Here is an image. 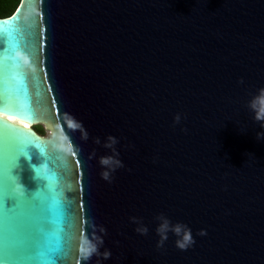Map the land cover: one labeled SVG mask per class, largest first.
Segmentation results:
<instances>
[{"label":"water","instance_id":"obj_1","mask_svg":"<svg viewBox=\"0 0 264 264\" xmlns=\"http://www.w3.org/2000/svg\"><path fill=\"white\" fill-rule=\"evenodd\" d=\"M0 101V264H264V0H21ZM160 213L195 243L158 248Z\"/></svg>","mask_w":264,"mask_h":264},{"label":"clouds","instance_id":"obj_2","mask_svg":"<svg viewBox=\"0 0 264 264\" xmlns=\"http://www.w3.org/2000/svg\"><path fill=\"white\" fill-rule=\"evenodd\" d=\"M241 83L243 82L242 78H241ZM250 107L253 108V110L255 111V115H254V119L264 122V111L258 110L257 109V105L255 103L251 104ZM174 122L175 123H179L180 122V115L177 114L174 118ZM261 127L264 128V123L261 124ZM85 139H87V135L85 134L84 136ZM256 138L257 140H264V131L258 132L256 134ZM109 140L111 141L108 144H105V147H112L114 144L117 143L116 139L113 137H109ZM97 143H99V139H97L96 141ZM113 151H115V149L113 148ZM118 155V153H117ZM100 163L104 166H108L113 168V170H115V167H123L122 162H120L119 160H113V158L108 157V158H101ZM34 167V170H36V167ZM101 176L103 179L111 182V176L110 173L108 171H104L101 173ZM21 188L23 189L24 186L21 184L20 185ZM134 223H137L139 226L136 228V231L141 234V235H147L149 229L147 226L143 225L142 221L136 217H131L130 218ZM155 219L157 221H159L157 227H156V232L159 235L160 239L157 242V247H163L165 241H167L168 239V233L172 232L177 239L175 240V244L176 246L181 249V250H187L189 247H191L194 243L195 240L191 235V229L182 223H175L173 224L170 219L164 215L163 213L158 214ZM101 232H104L106 234V230L101 227L100 228ZM198 235H206V230L201 229L198 232ZM103 239H99V245L97 247H94L93 249H91L90 252H88L87 254H85L84 258L88 259L93 253H95L96 255H102L103 259L107 260L111 257V252L110 250H105L103 253L99 252V247L103 246Z\"/></svg>","mask_w":264,"mask_h":264},{"label":"snow or ice","instance_id":"obj_3","mask_svg":"<svg viewBox=\"0 0 264 264\" xmlns=\"http://www.w3.org/2000/svg\"><path fill=\"white\" fill-rule=\"evenodd\" d=\"M6 36V34H5ZM15 92V91H14ZM15 94L18 95V93L15 92ZM2 102V101H0ZM27 141L22 140L19 137L12 136L7 140L6 146H5V151H4V158H5V173L7 176V179L11 182V189L9 190L7 186L3 189V196H4V204L5 208H14L19 212L24 211V202L22 200L17 199L18 197H24L26 190H24L23 193H20L16 190L15 183L12 179V177H15L12 175L11 170L17 166V158L18 156L23 153L27 154L24 151H21V145H27ZM9 198H13L15 200V204L11 207L7 206V200ZM23 251H27V249H24ZM6 261L7 264H9L8 260H3Z\"/></svg>","mask_w":264,"mask_h":264},{"label":"trees","instance_id":"obj_4","mask_svg":"<svg viewBox=\"0 0 264 264\" xmlns=\"http://www.w3.org/2000/svg\"><path fill=\"white\" fill-rule=\"evenodd\" d=\"M20 1L21 0H0V17L12 14L18 7ZM36 129H38L41 134L45 135V130L43 128L38 127Z\"/></svg>","mask_w":264,"mask_h":264},{"label":"rangeland","instance_id":"obj_5","mask_svg":"<svg viewBox=\"0 0 264 264\" xmlns=\"http://www.w3.org/2000/svg\"><path fill=\"white\" fill-rule=\"evenodd\" d=\"M38 127L43 128V129L45 130V135H48V134H47V131H46V129L44 128V125H43V124H39V125H36V126H35V128H38Z\"/></svg>","mask_w":264,"mask_h":264},{"label":"flooded vegetation","instance_id":"obj_6","mask_svg":"<svg viewBox=\"0 0 264 264\" xmlns=\"http://www.w3.org/2000/svg\"><path fill=\"white\" fill-rule=\"evenodd\" d=\"M36 129V128H35ZM38 131V129H36ZM39 133H41L40 131H38Z\"/></svg>","mask_w":264,"mask_h":264},{"label":"bare ground","instance_id":"obj_7","mask_svg":"<svg viewBox=\"0 0 264 264\" xmlns=\"http://www.w3.org/2000/svg\"><path fill=\"white\" fill-rule=\"evenodd\" d=\"M30 126V125H29Z\"/></svg>","mask_w":264,"mask_h":264}]
</instances>
